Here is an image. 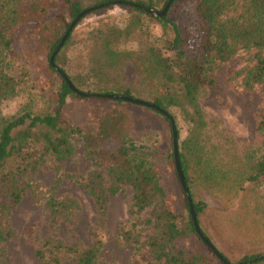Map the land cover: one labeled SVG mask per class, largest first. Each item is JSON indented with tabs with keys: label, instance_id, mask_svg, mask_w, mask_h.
Instances as JSON below:
<instances>
[{
	"label": "rangeland",
	"instance_id": "rangeland-1",
	"mask_svg": "<svg viewBox=\"0 0 264 264\" xmlns=\"http://www.w3.org/2000/svg\"><path fill=\"white\" fill-rule=\"evenodd\" d=\"M79 1L82 6L94 2ZM151 1L153 8L150 9H163V0ZM18 2L0 0V6L4 3L5 13ZM38 2L20 0L18 6L24 13V20L14 26L12 49L2 64L13 77L17 90L12 96L0 99V116L3 117L24 111L52 114L57 110L53 93L61 79L50 71L46 49L72 20L61 3L48 7L41 16L36 15ZM122 4L96 8L84 15L74 27L69 47L59 53L57 64L70 76L77 89L87 94L75 93L79 98L68 96L61 116L72 125L93 130L108 113H124L129 120L127 136L135 144L147 147L148 160L155 162L166 205L173 212L182 214L181 220L185 222L190 212L184 191L175 175L172 160L165 162L167 153L174 155L168 122L150 107L106 96L105 99H96L87 92L101 89L104 83H108L109 89L128 88L133 92L131 97L152 101L148 89L139 82L138 72L129 62L117 66L109 74H103L95 65L96 72L91 70L92 43L89 38L99 24L108 23L121 29L129 26L130 36L116 43L120 51L147 50L148 46H156L170 58L174 56V52L167 49L173 37L170 27L164 28L154 18ZM194 5L195 1H176L168 12L171 20L193 31V40L185 49L189 56L198 52ZM58 15H64L65 21L54 26ZM255 63L254 49L239 50L228 61L208 72L212 83L204 81L197 95L203 122L192 124V119L198 115L181 98L180 106L169 107L179 131V143L187 140L188 146L200 147L198 158L201 160H195L202 161L210 172L207 180L198 175L190 190L192 200L204 204L197 215L199 227L230 262L264 251V178L254 185L248 180L255 173V163L264 161V127L259 126L264 119V77L259 82L250 80L249 85L245 84L247 73ZM95 143H90L91 156H88L83 140H71L73 153L62 160L50 154L39 158L41 143H31L30 166L21 165L18 158L8 161L3 172L13 174L0 179V231L9 232L10 236L0 245V262L51 264L58 259L62 263L76 264L81 253L96 239L100 241L96 264L154 261L147 237L153 233L154 215L161 209V204L158 200L138 216L130 217L128 208L133 190L128 185L109 197L105 214H101L81 183L87 184L88 176L96 170L104 184L112 180V164L108 158L99 156L98 151L114 149L118 145L113 139L105 140L100 145L102 148ZM151 154L153 157L150 158ZM32 163L35 166L31 167ZM18 164L21 166L19 171ZM15 194H18L16 200ZM52 196L61 201L71 200L74 205L71 203L68 211L52 217L47 208V201ZM148 220L152 223H147ZM199 238L191 234L189 239H180L178 244L205 255L206 245ZM46 241L50 244L45 245ZM58 244L70 248L64 251ZM42 247L44 260L36 256V251ZM174 252L178 253V250ZM208 258L210 264H220L213 256Z\"/></svg>",
	"mask_w": 264,
	"mask_h": 264
},
{
	"label": "trees",
	"instance_id": "trees-1",
	"mask_svg": "<svg viewBox=\"0 0 264 264\" xmlns=\"http://www.w3.org/2000/svg\"><path fill=\"white\" fill-rule=\"evenodd\" d=\"M118 1L94 0L90 6H96L97 9L107 8L113 4H117ZM124 1L135 3L144 8H153L151 0ZM176 1H195L194 22L198 32V52L193 56H189L185 50L193 40V31L188 30L180 23L168 17L169 9ZM167 2L168 0H163L162 6L164 7ZM19 3L20 0L11 9L6 10L5 13L4 3L0 6V99L12 96L17 90V84L13 77L8 75L2 64L5 56L12 49L13 38L11 36L15 32L14 26L19 25L24 20V13L21 8H18ZM59 3L66 6L71 20L81 11L90 7L82 6L79 0H39L37 4L39 7L35 14L41 16L48 10V7ZM122 5L127 6V8L137 13L146 14L148 18H154L164 28L170 27L173 37L167 49L174 52V56L170 58L156 46H148L147 50L120 51L116 48V43L121 38L130 36L131 29L129 26L121 29L112 24L102 23L91 31L89 38L92 43V57L90 58L91 70L96 72L95 65L103 74H109L117 66L129 62L138 72L140 84L148 89V94L152 97L151 103H154L166 112L164 115L150 108L168 122L171 138L172 129L170 119L174 120V116L169 111V107L180 106L181 101L179 99L181 98L198 115L197 118L192 119V124H196L197 121L203 122L202 113L197 103L199 90L204 85V81L210 84L212 83V80L207 76L208 72L212 71L214 67H218L221 63L228 61L237 51L251 49L256 51V63L248 71V81L245 84L249 85L250 80L259 82L263 79L264 0H173L163 16L150 15L142 7L128 5L127 3H123ZM55 20L54 26H57L65 21V17L64 15H58ZM78 22L75 27L78 25ZM69 24L66 25L62 35L48 45L46 49L48 59L67 31ZM73 30L74 27L54 57L56 66L64 73L66 72L57 64V59L62 49L69 47V40L72 37ZM48 67L51 72L61 79L60 85L53 93L57 110L52 114H31L30 112L24 111L10 117L0 116V179L13 174V172H3L5 165L12 159L18 158L21 165L25 167L30 166L32 159L31 143H41L39 158L50 154L56 159L62 160L73 153L74 147L71 144V140H83L86 146V153L88 156H91L89 147L91 142H96L95 144L100 147L105 140L113 139L117 142L118 146L116 148L107 150L103 148L98 151L101 154L99 156L108 158L112 164L110 168L112 180L104 184L101 174L96 170L88 176L90 179L87 184H81L88 190L94 199L98 211L103 215L105 214L109 197L123 191V188L128 185L133 190L131 203L128 208L130 217L138 216L141 211L159 200L161 209L155 213L154 223L152 225L153 233L149 238L147 237V246H149L153 254L154 261L146 262L145 264H210V258L208 256H213L220 264H224L207 246L205 255L195 253L188 247L183 248L179 246L180 239H189L191 234L198 236L194 229L191 215L188 212L187 221L182 222V214L173 212L166 205L165 192L160 185L158 172L154 166L155 162H152L151 159L148 160L147 147L145 145L135 144L127 136L126 128L129 120L126 115L119 111L108 113L98 127L93 130H85L78 125H72L67 119L61 116V110L66 104V98L68 96L77 98L79 96L69 88L67 83L50 63ZM67 77L78 88L70 76L67 75ZM87 92L92 98L96 99H105L106 94L113 92L133 96L131 89H109L108 83H104L101 89ZM117 102H121V100ZM174 124L177 133L179 164L192 198L193 194L190 190L195 184L197 176L200 175L203 179L207 180L210 172L206 169L204 163L199 161L201 160L198 158L201 152L200 147L188 146L186 144L187 140L182 141L183 145L179 143V131L175 120ZM259 126L260 128L264 127V119L260 122ZM185 146L188 148H185ZM151 157H153V154L150 155ZM196 158L199 160L196 161ZM171 160L173 167L176 168L173 153L172 155L171 153H167L165 162H171ZM20 164L17 166V171L21 170ZM32 164L31 167L35 166L34 163ZM95 165L99 167L98 163ZM254 169V175L248 178L251 185L259 183L260 179L264 178V161L256 162ZM175 175L179 180L176 169ZM14 197L15 200L18 199V194H15ZM68 201L70 203L58 200L52 196L47 201V208L52 217H57L62 212L68 211L72 203L71 200ZM185 202L187 210L189 211L186 197ZM192 202L194 212L197 216L203 209L204 204L196 203L193 200ZM73 205L74 203H72ZM148 222L152 223L150 220ZM200 230L206 236L203 230ZM9 236V232L2 233L0 231V245L7 241ZM209 241L211 242L210 239ZM49 244V241L45 242V245ZM45 245L44 248L46 247ZM58 247L64 251H68L67 249L70 248L63 244H58ZM176 249L178 253L174 252ZM99 250L100 241L96 239L94 243L81 253L76 264H96ZM43 252V247L36 251V256L41 260L45 259ZM222 256L229 264L264 263V251L252 255H245L236 262H230L223 254ZM0 264L4 263L0 262ZM51 264L70 263H62L58 259H55Z\"/></svg>",
	"mask_w": 264,
	"mask_h": 264
},
{
	"label": "water",
	"instance_id": "water-1",
	"mask_svg": "<svg viewBox=\"0 0 264 264\" xmlns=\"http://www.w3.org/2000/svg\"><path fill=\"white\" fill-rule=\"evenodd\" d=\"M173 0H168V2L166 3V5L163 7V9L161 11H156V10H153V9H150V8H144L140 5H137L135 3H132V2H126L124 0H119L118 3H127L128 5H134V6H138V7H142L144 9L145 12L149 13V14H153L155 16H163L170 3L172 2ZM96 9V6H92V7H88L86 9H84L83 11H81L69 24L68 28H67V31L64 33L63 37L61 38L58 46L56 47V49L53 51V53L50 55V58H49V63L50 65L59 73V75L61 76V78L67 83V85L69 86V88L76 94L80 95V96H85L87 95L86 93L78 90L73 84L72 82L70 81V79L67 77L66 73H64L58 66H56L55 62H54V57L56 55V53L59 51L60 47H62L65 39L67 38L69 32L73 29V27H75L76 23L78 21H80V19L86 15L87 13H89L90 11L92 10H95ZM107 98H110V99H121V100H124V101H127V102H132V103H135V104H139V105H143V106H147V107H150L152 109H155L156 111H159L160 113H163L164 115L166 114V112L161 109L159 106L155 105L154 103H150L148 101H144V100H141V99H137V98H133L131 96H126V95H121V94H116V93H110V94H106L105 95ZM170 125H171V129H172V143H173V151H174V160H175V167H176V171H177V174H178V177H179V180H180V183H181V186L183 188V191L185 193V197H186V200H187V204H188V207H189V212H190V215H191V219H192V222H193V226H194V229L196 231V233L198 234V236L200 237V239L203 241V243L224 263V264H229L228 261L222 256V254L215 248V246L209 241V239L204 236L202 233H201V230H200V227H199V224H198V221H197V216L194 212V209H193V202H192V198H191V195H190V192L188 190V187L186 186V183L184 181V176H183V173L181 171V168H180V164H179V159H178V151H177V133H176V130H175V125H174V121L172 119H170Z\"/></svg>",
	"mask_w": 264,
	"mask_h": 264
}]
</instances>
